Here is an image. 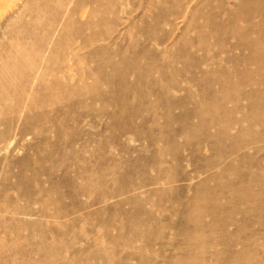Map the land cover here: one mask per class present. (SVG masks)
<instances>
[{"label":"rangeland","instance_id":"obj_1","mask_svg":"<svg viewBox=\"0 0 264 264\" xmlns=\"http://www.w3.org/2000/svg\"><path fill=\"white\" fill-rule=\"evenodd\" d=\"M0 264H264V0H0Z\"/></svg>","mask_w":264,"mask_h":264},{"label":"bare ground","instance_id":"obj_2","mask_svg":"<svg viewBox=\"0 0 264 264\" xmlns=\"http://www.w3.org/2000/svg\"><path fill=\"white\" fill-rule=\"evenodd\" d=\"M233 27V26H232ZM236 27V26H235ZM241 46V45H240ZM253 51V50H252Z\"/></svg>","mask_w":264,"mask_h":264}]
</instances>
